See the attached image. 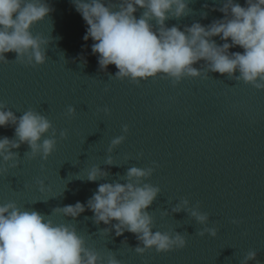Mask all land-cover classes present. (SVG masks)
Masks as SVG:
<instances>
[{
    "label": "water",
    "instance_id": "1",
    "mask_svg": "<svg viewBox=\"0 0 264 264\" xmlns=\"http://www.w3.org/2000/svg\"><path fill=\"white\" fill-rule=\"evenodd\" d=\"M47 3L53 11L31 27L34 36L50 39L46 63L26 65L15 60L16 53L5 54L9 63H0V103L17 117L30 109L44 115L56 130L57 143L47 160L39 155L30 159L27 144L13 149L18 166L0 175V204L14 202L54 224H70L89 249L102 257L111 252L121 264H241L249 251L257 253L249 264H264V90L212 72L207 79L184 78L175 87L159 76L139 85L116 79L115 65L99 69L93 41L83 39L87 25L72 0ZM188 6L189 15L168 19L165 25L183 30L224 18L213 10L223 0H190ZM143 11L138 9L136 17ZM69 106L76 109L74 116L67 115ZM62 131L66 138L60 137ZM121 135L125 140L109 152L111 141ZM4 136L13 139L14 126L0 128ZM50 136L51 131L42 139ZM109 156L113 165L105 163ZM93 166L109 175L87 181ZM131 167L154 168L144 181L160 188L147 209L153 232L181 233L185 248L164 253L150 249L141 255L134 251L143 246L135 234L101 232L110 225L95 224L90 210L75 220L53 212L77 201L86 204L102 183H125ZM184 199L209 216L206 226L216 228V237L198 235L205 225L185 211L171 213Z\"/></svg>",
    "mask_w": 264,
    "mask_h": 264
},
{
    "label": "clouds",
    "instance_id": "2",
    "mask_svg": "<svg viewBox=\"0 0 264 264\" xmlns=\"http://www.w3.org/2000/svg\"><path fill=\"white\" fill-rule=\"evenodd\" d=\"M72 2L87 25L83 39L93 41L91 51L98 54L99 69L107 71L109 65H115L118 71L112 77L116 79H129L139 85L159 76L169 79L175 87L184 78L207 79L212 72L264 90V0H245L244 6L237 0H223L222 7L213 9L222 12L223 19L209 25L195 22L183 30L176 25L167 27L165 21L189 15L190 0ZM138 9L144 10L139 18L135 15ZM52 11L47 0H0V63H9L5 55L9 52L16 53L15 60L22 64L46 63L50 39L34 36L31 27ZM203 16L206 18L207 13ZM153 20L156 26L151 23ZM213 37H219L223 43L218 44ZM237 46L243 52H230ZM81 60L87 63L84 57ZM200 61H203L201 67H194ZM104 111L107 113L108 109ZM75 113L76 109L69 106L67 115ZM8 126H14V138L0 137V175L18 166L19 156L13 149H19L22 144L29 146L30 159L39 155L47 160L56 147V130L37 111L30 109L17 117L0 103V128ZM50 131L51 136L42 139ZM123 132H128L127 125ZM59 135L66 138L67 133L62 131ZM124 140V135L114 138L108 151ZM105 163L114 164L110 156ZM153 172L152 167H131L123 177L125 183H102L86 204L77 201L53 212L75 220L86 209L90 210L95 224L110 225L101 232L108 234L114 229L116 236L125 232L135 234L143 246H137L134 251L141 255L150 249L157 253L183 249L187 241L181 233L153 232V217L147 209L156 200L160 188L144 182ZM108 175L99 166H93L86 178L96 182ZM39 183L43 192L44 183ZM181 211L205 225L198 235L216 237V228L206 226L209 216L199 211L198 205L189 207V201L184 199L171 209V213ZM46 217L35 210H21L14 202L0 204V264H121L111 252L102 257L89 249L74 226L54 224ZM256 257V251H249L241 264L256 261Z\"/></svg>",
    "mask_w": 264,
    "mask_h": 264
}]
</instances>
